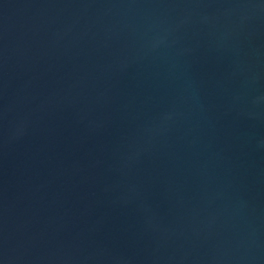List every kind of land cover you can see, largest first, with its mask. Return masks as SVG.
Segmentation results:
<instances>
[{
    "label": "water",
    "instance_id": "obj_1",
    "mask_svg": "<svg viewBox=\"0 0 264 264\" xmlns=\"http://www.w3.org/2000/svg\"><path fill=\"white\" fill-rule=\"evenodd\" d=\"M0 264H264V0H0Z\"/></svg>",
    "mask_w": 264,
    "mask_h": 264
}]
</instances>
